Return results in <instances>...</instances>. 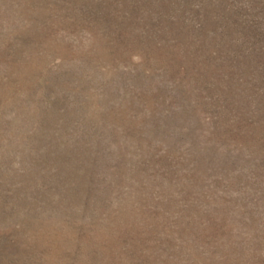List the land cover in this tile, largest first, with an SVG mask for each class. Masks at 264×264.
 <instances>
[{"label": "rangeland", "instance_id": "1", "mask_svg": "<svg viewBox=\"0 0 264 264\" xmlns=\"http://www.w3.org/2000/svg\"><path fill=\"white\" fill-rule=\"evenodd\" d=\"M0 264H264V0H0Z\"/></svg>", "mask_w": 264, "mask_h": 264}]
</instances>
